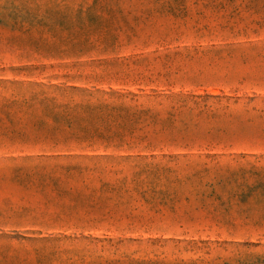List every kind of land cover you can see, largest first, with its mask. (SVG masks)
<instances>
[{"label":"rangeland","instance_id":"374dc122","mask_svg":"<svg viewBox=\"0 0 264 264\" xmlns=\"http://www.w3.org/2000/svg\"><path fill=\"white\" fill-rule=\"evenodd\" d=\"M0 264H264V0H0Z\"/></svg>","mask_w":264,"mask_h":264}]
</instances>
